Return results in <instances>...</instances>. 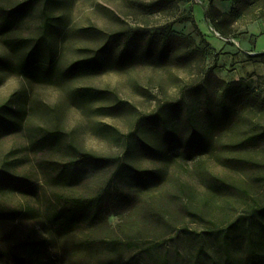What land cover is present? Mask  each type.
<instances>
[{
	"label": "rangeland",
	"instance_id": "374dc122",
	"mask_svg": "<svg viewBox=\"0 0 264 264\" xmlns=\"http://www.w3.org/2000/svg\"><path fill=\"white\" fill-rule=\"evenodd\" d=\"M155 1L0 0V59L9 64L0 68V116L10 125L0 134V170L26 178L31 186L29 193L0 186V214H15L0 219V264H19V259L28 264H222L209 233L244 222L264 207V140L236 147L264 127V104L249 96L257 91L264 96V77L244 79L248 89L232 85L229 90H239L245 99L222 121L206 122L198 110L205 93L214 107L224 88L211 69L218 55L189 19V0H163L158 13L137 5ZM241 1L246 15L225 24L229 34L242 35L248 25L264 23V0ZM193 5L202 6V0ZM255 8L263 17L251 23L247 12ZM208 12L219 13L213 7ZM168 34L173 35L167 41L169 58L159 66L144 62L146 44ZM129 37L136 56L129 67L112 69L97 58L85 64L91 68L87 75L62 77L68 66L109 45L107 58L114 61ZM255 44L264 47V34ZM35 49L38 61L27 68L38 74L26 75L29 69L21 62ZM195 86H201L196 97L189 91ZM85 89L106 94L87 97ZM183 96L179 114L168 104ZM117 103L124 105L114 110ZM159 112L165 119L183 120L182 140L188 136L185 115L197 118L208 152L191 160L146 155L142 143L165 148L152 129L138 122ZM46 132L59 133L57 147L37 146ZM71 148L124 156L137 169L159 172L162 180L133 189L130 205L114 206L104 220L59 236L47 222L58 200L91 197L110 177L101 173L75 187L53 184L49 175L55 164L72 160ZM261 249L264 254V245ZM236 251L241 258V250Z\"/></svg>",
	"mask_w": 264,
	"mask_h": 264
},
{
	"label": "trees",
	"instance_id": "16d2710c",
	"mask_svg": "<svg viewBox=\"0 0 264 264\" xmlns=\"http://www.w3.org/2000/svg\"><path fill=\"white\" fill-rule=\"evenodd\" d=\"M163 3V0H158L149 4L138 3L137 5L145 12L158 13ZM241 5L245 4H243L241 0H238L237 6L233 7L229 14L218 13L216 16L209 14V19L217 33L223 36L230 35L225 31V24L236 23L238 20L245 17L246 14L240 10ZM257 6L258 5L255 7ZM257 8L260 9V7ZM247 14L252 16V20H250L251 23L263 17L262 13H256V8L248 11ZM189 19L191 20V15ZM9 26L11 27L12 25ZM172 38L173 35L168 34L162 36L159 38L160 40L158 39L155 42L150 40L143 48L141 58H144V62L152 63L156 66L162 65L165 60L169 58L170 50L167 47V41ZM132 39L133 37H129L124 41L119 50V56L114 61L109 58L112 49L109 45L96 51L87 59L76 61L68 66L62 72V77L65 79H72L78 75H87V72H89L91 68L89 65L85 64L97 58H99L102 63H110L109 65H111L112 69L129 67L133 63L134 58H136ZM158 43L159 46L157 47L156 45ZM35 51L36 49L34 52L28 53L23 59L21 62V64L23 63V69H29L30 63L32 64L34 63L33 61H38ZM108 55L109 57L107 58ZM256 57L261 59L264 65V54ZM94 65L97 66L100 64L97 61V63L94 62ZM7 66H9V64L0 59V68ZM76 66H79L80 69L74 73ZM211 69L214 71L215 68L212 67ZM24 73L26 75L38 74L33 72V70L30 71V69ZM219 81L224 88L220 93L218 103L213 107L210 102H208L207 93H205L203 102L201 103L202 108L198 109L200 115H203L208 123L222 121L227 118L232 112V106L238 101L240 102L245 99L241 96L239 90H229L232 85L243 86L245 89H248L246 82L243 80L230 83L222 80ZM201 86H195L189 90L191 91L190 93H192L194 97L200 95L198 90ZM82 91L87 97L106 94V92L92 89H85ZM204 92H207V90L202 89V93ZM249 96L257 98L260 105L264 104V96H261L258 91L256 93L251 92ZM185 102V97L183 96L179 101L168 104V106H172V108L180 114V111L185 106ZM120 105L124 104L117 103L112 108L115 110L118 106L120 107ZM165 108L166 107H163V109ZM216 116H220V120H217ZM184 118L188 136L183 140L179 136L180 133L178 131L182 125V119L181 121L177 118L165 119L161 112L141 118L138 124L142 127L152 129V135L154 137H160V142L165 148L163 152L162 147L157 143L153 145L142 143L141 147L143 152L146 155H160L161 157L167 155L169 159L173 157H182L190 160L208 152L210 148L206 139L204 127V130L202 129L200 131L198 119L191 117L190 114L185 115ZM9 129L10 125L0 116V134L3 133L2 131H8ZM252 133L253 134L240 141L236 147L239 149H247L257 146L259 142L264 140V127L258 126ZM59 140L60 135L58 132H46V134L38 140L37 146L46 150L52 149L57 147L60 143ZM71 150L73 156L72 160L64 164H55V167L52 169L49 179L53 184L61 187H75L101 173L109 172L110 177L107 183L91 197L62 196L58 200L52 213L47 214V222L50 230L59 236L68 235L83 225H92L104 220L109 216L114 206L130 205L133 189L145 190L162 180V176L159 172L137 169L133 165L127 163L124 156L100 157L79 151L75 148H71ZM0 186H6L11 192L20 193H29L31 187L30 182L26 178L15 177L4 169L0 170ZM253 215L256 217L255 220H253ZM253 215L244 222H235L224 230L212 231L209 233L221 255L222 264H264V254L261 249L262 245H264V207L255 210ZM14 216V213L0 214V219H14ZM237 249L241 250V258H237ZM18 261L19 264H28L23 259H19Z\"/></svg>",
	"mask_w": 264,
	"mask_h": 264
},
{
	"label": "crops",
	"instance_id": "0c3cea01",
	"mask_svg": "<svg viewBox=\"0 0 264 264\" xmlns=\"http://www.w3.org/2000/svg\"><path fill=\"white\" fill-rule=\"evenodd\" d=\"M238 0H202V6H194L189 0L191 22L204 36L211 50L218 55L214 74L224 82L244 80L247 77H264V65L256 56L264 54V47L257 49L255 40L264 34V23H253L247 26L242 35L230 34L223 36L216 32L210 19L208 9L213 7L220 14H229ZM218 34V35H217ZM220 35V36H219ZM231 39L242 49L232 46ZM228 83V82H227Z\"/></svg>",
	"mask_w": 264,
	"mask_h": 264
},
{
	"label": "built area",
	"instance_id": "2783aa9c",
	"mask_svg": "<svg viewBox=\"0 0 264 264\" xmlns=\"http://www.w3.org/2000/svg\"><path fill=\"white\" fill-rule=\"evenodd\" d=\"M192 2H193V4H194V3H198L199 0H192ZM229 41L233 42L231 39H229Z\"/></svg>",
	"mask_w": 264,
	"mask_h": 264
},
{
	"label": "water",
	"instance_id": "95a60500",
	"mask_svg": "<svg viewBox=\"0 0 264 264\" xmlns=\"http://www.w3.org/2000/svg\"><path fill=\"white\" fill-rule=\"evenodd\" d=\"M218 35V34H217Z\"/></svg>",
	"mask_w": 264,
	"mask_h": 264
}]
</instances>
